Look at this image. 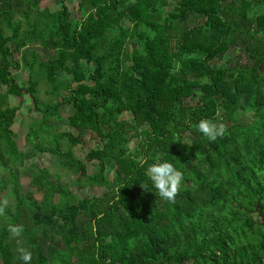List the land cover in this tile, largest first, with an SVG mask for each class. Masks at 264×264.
Returning a JSON list of instances; mask_svg holds the SVG:
<instances>
[{"label": "trees", "instance_id": "1", "mask_svg": "<svg viewBox=\"0 0 264 264\" xmlns=\"http://www.w3.org/2000/svg\"><path fill=\"white\" fill-rule=\"evenodd\" d=\"M42 1L0 0V264H23L20 244L31 264H264V0H79L80 19ZM237 48L244 60L225 61ZM22 64L26 83L12 75ZM24 93L42 114L25 151L9 101ZM205 118L224 135L199 133ZM83 131L92 171L72 150ZM161 152L185 174L174 203L147 180ZM43 153L104 192L77 196L29 163Z\"/></svg>", "mask_w": 264, "mask_h": 264}, {"label": "rangeland", "instance_id": "2", "mask_svg": "<svg viewBox=\"0 0 264 264\" xmlns=\"http://www.w3.org/2000/svg\"><path fill=\"white\" fill-rule=\"evenodd\" d=\"M170 1V5L167 6V9H172L174 5H176V0H169ZM67 4L69 5V8L71 10V13L73 16H75L76 18L80 19V17L82 16V14L80 13L79 9H78V2L79 0H67L66 1ZM61 4V0H43L41 2V8L43 7H48L50 8L52 11L56 10ZM128 24V22H126ZM40 52V53H39ZM39 54H41V57H45V54L42 52V50H39ZM244 52L241 48H237L232 50L231 52L227 53L225 56V61L229 60V61H239V60H244ZM11 60H15L16 58L14 56H12L10 58ZM12 75L17 79L18 82L20 83H26L27 82V78L29 76V70L27 67H25V65H21L19 70H13L12 71ZM65 76V75H63ZM42 86H40V92L39 95L42 97V99H46L49 98V95L45 94L44 88H45V84L43 82ZM197 92H199V89H196ZM193 99H197V96L191 97L189 99V103L190 101H192ZM10 103L11 105L14 106H19V110L17 112V115L15 117V122L12 126L13 130L16 133L15 136V140L17 141V144L19 145V147L22 150H28L30 149V146L26 143L25 141V135L29 129V125L34 122L36 119L41 118L42 114L39 112H35L32 109V98L29 94L24 93L23 98L21 99V97H15L13 95L10 96ZM72 112V107L70 105H64L63 110H62V114L65 116V118ZM66 120V119H65ZM61 121V123L56 124V128L57 131L58 130H63V129H67L68 125L66 123V121ZM83 137L84 140L82 143L74 146L72 148L74 154L77 157H80L82 159L85 160V154L90 151L95 145V140L90 138V135L88 132L83 131ZM66 144V141H63ZM134 145L135 142L134 140L132 142H130V147L132 148V150L134 149ZM63 146H65L63 144ZM38 162L40 166L42 167H48L52 177L55 178L56 175H59L60 180L62 183L68 185L77 196H85V195H92V194H97V195H101L104 192V188L102 187H93V186H86L83 189H80L73 181V172L71 170H69L68 168L60 165L59 160L57 157L53 156L52 154H48V153H43L40 154L39 156L35 157L34 159H30L29 163L32 162ZM86 161V160H85ZM88 168L90 171H92V169L94 168V164L93 162H89L86 161ZM3 170H0V175H2ZM107 174L112 177L114 175V167L113 165H110L108 167L107 170ZM30 177L28 176H22L21 177V182L25 185L24 190H33L35 192V196L37 198L41 197V193L37 192L35 190V188L31 187L28 183L30 181ZM2 198L5 201H10L9 196L7 195V193H3L2 194ZM255 216H258L257 213H255ZM183 264H191V261H186Z\"/></svg>", "mask_w": 264, "mask_h": 264}, {"label": "clouds", "instance_id": "3", "mask_svg": "<svg viewBox=\"0 0 264 264\" xmlns=\"http://www.w3.org/2000/svg\"><path fill=\"white\" fill-rule=\"evenodd\" d=\"M196 130L208 140L214 141L224 135L225 125L222 122L217 123L212 119L205 118L199 120ZM145 171L147 180L151 184V189L159 195L160 199L174 203L177 199V193L184 183L185 174L183 170L177 167L172 160L165 159L164 153L161 152L154 158L152 163L148 164ZM140 185L143 189L152 192V190L148 189L147 183H141ZM9 230L14 236H19L23 228L19 225H11ZM17 252L19 253L18 259L23 264H31L33 253L28 247L20 244Z\"/></svg>", "mask_w": 264, "mask_h": 264}, {"label": "water", "instance_id": "4", "mask_svg": "<svg viewBox=\"0 0 264 264\" xmlns=\"http://www.w3.org/2000/svg\"><path fill=\"white\" fill-rule=\"evenodd\" d=\"M255 209L258 213V216L262 219V223L264 224V212H263L262 208H259L258 205L256 204Z\"/></svg>", "mask_w": 264, "mask_h": 264}]
</instances>
